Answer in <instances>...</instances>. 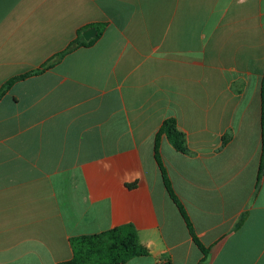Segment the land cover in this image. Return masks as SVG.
<instances>
[{"label": "crops", "instance_id": "0c3cea01", "mask_svg": "<svg viewBox=\"0 0 264 264\" xmlns=\"http://www.w3.org/2000/svg\"><path fill=\"white\" fill-rule=\"evenodd\" d=\"M263 87L264 0H0V264L124 225L125 264H202L167 120L205 264H264Z\"/></svg>", "mask_w": 264, "mask_h": 264}, {"label": "trees", "instance_id": "16d2710c", "mask_svg": "<svg viewBox=\"0 0 264 264\" xmlns=\"http://www.w3.org/2000/svg\"><path fill=\"white\" fill-rule=\"evenodd\" d=\"M93 40L86 42L82 36V31L79 32V38L75 39L69 48L64 52L60 53L54 59L47 62L44 67L40 70L32 71L25 75H21L9 81L7 83V87L11 86L17 80H22L27 78L30 75L35 73H39L41 70H46L51 68L54 63L64 56L65 54L73 51L74 49L90 45ZM3 93H0L2 96ZM263 98V129H264V87L262 92ZM176 122L174 120H167L164 122L163 126L159 130L156 135L155 139V153L157 162L161 168V173L163 176V181L167 192L176 206L179 208L181 214L183 215L184 219L187 222V226L189 229V233L193 238L194 243L200 248L202 251L204 258L202 264L207 262V258H209L210 249L205 247L199 238L194 232V228L183 208L181 203L179 202L172 186L171 182L168 179V175L166 169L162 163V160L159 155V148H160V138L162 135H166L173 146L180 152H187V148L185 147L183 141V135L177 131H175ZM263 158H264V146H263ZM262 170V169H261ZM72 248H73V260L69 264H125L129 260L137 257H145L149 255L148 250L143 247L138 240L137 231L132 225H124L121 227H117L111 231L103 233L101 235H94V236H85V237H77L72 239L71 241Z\"/></svg>", "mask_w": 264, "mask_h": 264}, {"label": "water", "instance_id": "95a60500", "mask_svg": "<svg viewBox=\"0 0 264 264\" xmlns=\"http://www.w3.org/2000/svg\"><path fill=\"white\" fill-rule=\"evenodd\" d=\"M97 34L96 29H89L87 31H85L82 36L84 38L85 41L89 42L91 39H93Z\"/></svg>", "mask_w": 264, "mask_h": 264}]
</instances>
